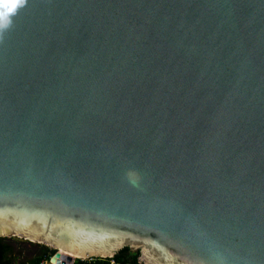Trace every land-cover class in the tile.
Wrapping results in <instances>:
<instances>
[{
  "label": "water",
  "instance_id": "1",
  "mask_svg": "<svg viewBox=\"0 0 264 264\" xmlns=\"http://www.w3.org/2000/svg\"><path fill=\"white\" fill-rule=\"evenodd\" d=\"M0 236L264 264V0H27L0 40Z\"/></svg>",
  "mask_w": 264,
  "mask_h": 264
},
{
  "label": "trees",
  "instance_id": "2",
  "mask_svg": "<svg viewBox=\"0 0 264 264\" xmlns=\"http://www.w3.org/2000/svg\"><path fill=\"white\" fill-rule=\"evenodd\" d=\"M4 238L0 236V264H39L41 260L49 256V253H53V250L49 247L38 245L40 248L37 253L33 256L26 258L24 261L16 262L15 257L12 256L11 246L4 243ZM138 251H132L128 248L120 250L116 255L113 256L114 259L119 261H126L128 264H137ZM73 264H110L109 258H90V259H79L77 258Z\"/></svg>",
  "mask_w": 264,
  "mask_h": 264
},
{
  "label": "clouds",
  "instance_id": "3",
  "mask_svg": "<svg viewBox=\"0 0 264 264\" xmlns=\"http://www.w3.org/2000/svg\"><path fill=\"white\" fill-rule=\"evenodd\" d=\"M27 3V0H0V40L3 39V34L11 28L13 18L19 9H22ZM126 176L131 180L133 185L138 179L137 173L134 170H129Z\"/></svg>",
  "mask_w": 264,
  "mask_h": 264
},
{
  "label": "rangeland",
  "instance_id": "4",
  "mask_svg": "<svg viewBox=\"0 0 264 264\" xmlns=\"http://www.w3.org/2000/svg\"><path fill=\"white\" fill-rule=\"evenodd\" d=\"M4 243L14 249V251L11 250V254L15 257L16 262L24 261L26 258L33 256L40 248L38 245L16 236L5 237Z\"/></svg>",
  "mask_w": 264,
  "mask_h": 264
},
{
  "label": "built area",
  "instance_id": "5",
  "mask_svg": "<svg viewBox=\"0 0 264 264\" xmlns=\"http://www.w3.org/2000/svg\"><path fill=\"white\" fill-rule=\"evenodd\" d=\"M50 249H51V248H50ZM56 252H57V251L53 249V253H49V256L46 257V258H44L43 260H41L39 264H54V263H52V262L50 261V258H51V256H52L54 253H56ZM59 252H61V253H65L66 255H69V254L66 253V252H62V251H59ZM76 259H77V258H73V256H72V261L70 262V264H73L74 261H75ZM88 259H89V258H88ZM81 260H83V259H81ZM109 262H110V264H128V262H126V261H119V260L114 259L113 257H110V258H109ZM137 264H142V263H140V262L138 261Z\"/></svg>",
  "mask_w": 264,
  "mask_h": 264
}]
</instances>
